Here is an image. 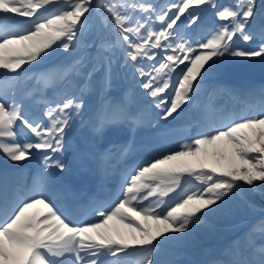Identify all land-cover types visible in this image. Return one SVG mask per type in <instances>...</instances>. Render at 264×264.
<instances>
[{
  "label": "snow or ice",
  "instance_id": "snow-or-ice-1",
  "mask_svg": "<svg viewBox=\"0 0 264 264\" xmlns=\"http://www.w3.org/2000/svg\"><path fill=\"white\" fill-rule=\"evenodd\" d=\"M260 17L264 0H0V155L11 162L40 156L30 185L10 189L4 173L0 264H130V258L134 264H178L169 258L172 249L210 228L211 218L230 211L237 199L247 203L248 194L264 198V87L257 111L215 121L205 116L193 122L194 132L193 124L175 123L228 63L264 61ZM100 30L111 38L85 39ZM93 47L94 56L86 51ZM61 55L66 62L47 75L25 67ZM118 59L158 111L145 121L133 93L115 102L102 96L94 130L126 126L129 139L105 149L100 160L128 157L145 125L165 141L189 135L179 150L126 169L108 204L77 209L100 220H74L73 209L57 202L68 191L60 174L67 168L69 130L84 122L86 93L97 83L102 93L108 90ZM25 79L36 84L24 90ZM110 221L131 231L111 229ZM256 230L264 232V220ZM229 264H264V246L251 259Z\"/></svg>",
  "mask_w": 264,
  "mask_h": 264
},
{
  "label": "rangeland",
  "instance_id": "rangeland-1",
  "mask_svg": "<svg viewBox=\"0 0 264 264\" xmlns=\"http://www.w3.org/2000/svg\"><path fill=\"white\" fill-rule=\"evenodd\" d=\"M225 2H227V0H225ZM92 19L93 20H91V22L93 24H98V21H97V18L95 17V15H93V18ZM103 32H104L103 30H100L98 34H94V35L96 37H99V36H101L103 34ZM95 54H96V52H95ZM229 61H231V58H229ZM256 63H259L261 65V68L264 70V61H261L260 58H255L253 60H250V61H247L246 62L247 66L249 68L255 67ZM116 67H117L118 71L122 72L125 83L135 84L136 85L135 88L138 86L137 85V82H136V79H134L131 74H127L126 75V73L129 72L128 69H121L119 67V64H117ZM49 71H50V69H49ZM226 71L227 72L225 74L228 77L233 78V79L240 78V77H242V78H249L251 76V71L243 63H240V64H232L231 63V65L226 66ZM112 72H113V68H112ZM103 76H104V72H103V70H101L100 72H98L96 74V78L95 79L97 81H100L103 78ZM30 83L31 82L28 79L23 80L22 81V84H21V88H25L26 86L30 85ZM138 88L141 89L139 86H138ZM98 89H101V85L99 83L96 84L95 88L92 91L86 93V95L84 97V100H86V108H85L84 113L87 114V116H88V112H89V107L88 106H89L90 100H91V98H93L95 96V92ZM141 90H143V89H141ZM46 91L47 92L48 91L50 92L51 89H46ZM103 94L105 96H107L108 99L117 100L119 98V95L121 94V91L118 90L117 83H116L113 86L110 85V87L108 88V90L106 92H104ZM136 107L137 108H143V109H145V113L141 117V119L142 120H145V121H147L150 118L149 113H151V118H154L155 117V113L158 111L154 106H147V104H145V103H143L142 106L137 105ZM148 109H150L151 112H149ZM154 131L155 130L153 128L145 125V126L139 127L137 129V131H136L135 134H136V136L142 135L145 139H147L151 143H156L160 138H158V137H156L154 135ZM169 151H172V150H167V151H165L163 153H160L158 155V157L161 156L162 154L168 153ZM142 152L144 153V151H142ZM213 221H214V217L211 218L210 222H213ZM109 225H110V227L112 225L111 228L120 229L123 232L126 230L125 227H121V226H119V224H114L113 221H110L109 222ZM244 232H245V229L244 228H241L234 235V237L236 238V241L237 240L238 241L241 240V238L244 235ZM263 236H264V233H263ZM231 243H232V236L225 237L224 241L221 244H219V245H217V246L214 247L213 251L208 255L209 257L207 256L208 258L206 259V262L207 261H210V264H218L217 263L218 254H221L222 253V254L225 255V257H227V255H228V249H227V247L229 245H231ZM231 249H232V257H233L235 255L234 246L233 245L231 246ZM207 251H208V248H200V249H196V250H189L185 255H186V257H188L190 259H194V258H198V257L204 256L207 253ZM229 259H231V258L229 257ZM248 259H251V258L249 257Z\"/></svg>",
  "mask_w": 264,
  "mask_h": 264
},
{
  "label": "trees",
  "instance_id": "trees-1",
  "mask_svg": "<svg viewBox=\"0 0 264 264\" xmlns=\"http://www.w3.org/2000/svg\"><path fill=\"white\" fill-rule=\"evenodd\" d=\"M257 3L259 4L260 0H257ZM261 21H264V17H260L258 19V22ZM90 39L91 38L89 37L88 41H90ZM246 200L247 203L237 199V201L230 206V211L218 215L220 216V219L223 220H233V219L240 220L239 223L231 227H223L220 231H226L227 229H233V230L237 229L241 225V223L245 220L244 217L252 216L257 211H259L264 205V198H262L259 194H248ZM262 220H264V218ZM262 220H260L258 223H260ZM254 227H256V224L253 226L252 231H254ZM210 235H212L211 231H209V229H206L204 231H198L193 239L206 238L207 236Z\"/></svg>",
  "mask_w": 264,
  "mask_h": 264
},
{
  "label": "bare ground",
  "instance_id": "bare-ground-1",
  "mask_svg": "<svg viewBox=\"0 0 264 264\" xmlns=\"http://www.w3.org/2000/svg\"><path fill=\"white\" fill-rule=\"evenodd\" d=\"M96 97H97V99L99 100V102L101 103V97H102V95L99 93V92H97L96 93ZM85 115V114H84ZM83 123H81L79 120H78V122L82 125V129L85 131V130H87V132H88V130H89V126H90V124L86 121V119H85V117H83ZM74 126H75V124H74ZM76 137V136H75ZM5 161H7V160H5ZM8 162V161H7ZM33 164H34V166H35V170H37L39 167H40V162H39V160L38 159H35L34 161H33ZM21 168L20 167H18V168H16L15 169V171H19ZM136 220H138L141 224H144L145 223V221H143L140 217H136ZM114 222V224H119V226H121V227H123L124 225L123 224H120L118 221H113ZM148 223H150V222H148ZM125 227V226H124ZM111 229H116V228H111ZM129 231H131V229H128V228H126V230L124 231L125 233H127V232H129ZM130 264H134V262H130Z\"/></svg>",
  "mask_w": 264,
  "mask_h": 264
}]
</instances>
